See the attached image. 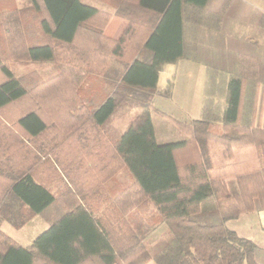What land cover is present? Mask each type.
<instances>
[{
	"label": "trees",
	"instance_id": "trees-1",
	"mask_svg": "<svg viewBox=\"0 0 264 264\" xmlns=\"http://www.w3.org/2000/svg\"><path fill=\"white\" fill-rule=\"evenodd\" d=\"M31 1L41 13L46 42L28 44L20 18L0 15V218L20 228L56 202L66 210L27 247L0 228V264H260L255 242L226 224L264 210V51L257 40L235 62L227 53L203 56L210 46L203 35L191 51L190 28L212 0H119L116 14L128 25L118 39L104 33L111 15L81 0ZM102 15L103 23L95 24ZM210 31L202 33L208 38ZM191 57L207 66V94L209 84L225 88V105L207 96L199 118L174 119L188 139L159 143L152 96L160 73L166 64ZM17 58L56 61L62 71L28 88L10 66ZM89 75L114 87L97 106L84 101L80 90ZM125 99L140 111L111 137L106 124ZM13 107L17 115L9 113ZM216 121L221 132L211 128ZM42 137L51 145H39ZM65 143L74 144V153H60ZM211 143L234 160L240 149L256 151L257 166L237 169L235 194L225 178L211 173ZM74 161L79 171L70 166ZM122 166L133 183L112 197L105 182ZM75 169L78 181L70 175ZM40 170L66 173L70 186L58 195L38 178ZM211 198L215 208L204 210ZM149 205L167 229L152 245L126 218L134 209L148 215Z\"/></svg>",
	"mask_w": 264,
	"mask_h": 264
},
{
	"label": "rangeland",
	"instance_id": "rangeland-1",
	"mask_svg": "<svg viewBox=\"0 0 264 264\" xmlns=\"http://www.w3.org/2000/svg\"><path fill=\"white\" fill-rule=\"evenodd\" d=\"M95 1L99 5H102V8H106L107 10L114 8L115 12L119 2V0ZM104 13L112 15V13L109 12ZM202 13L204 18L198 17V22L192 20L193 25L190 28L191 32L188 39L190 40L188 48H191V51L196 49L199 37L202 38V35V40H204L205 43L208 40L207 42L210 43V46L204 47L205 51L203 56L205 57L207 54L211 55L213 58H218L219 56L224 57V54L227 53L230 55L228 57H233L231 62H235V57H237L238 53L250 52L255 49V45L252 44L253 41L256 40V42L261 45L262 51H264V26L261 27V21L264 19V0H212L209 7L205 9V11H202ZM1 14H13V16L20 18L28 44L47 41V38L39 29L41 13H37L34 10L30 0H0V15ZM105 18L106 16H100L95 24H102ZM209 29L211 30V35L207 38L206 35L202 33V30H205L206 34ZM244 33L248 38L247 36L244 38ZM3 34V30L0 29V39L3 38ZM232 38H234V40H231ZM228 39H230L231 42ZM1 44L2 46L4 45L3 42H1L0 45ZM197 57L200 56L198 55ZM181 60L184 61L180 65L181 70L179 69L178 75L176 74L179 62L175 63V65H166L167 70L160 76V86H158L156 92L152 96L154 108L152 110V117L156 129L157 141L159 143L177 141L185 138L186 134L177 126L174 119L190 122L194 118H199L207 96H210L220 107H223L226 102L224 87L220 88L219 86V88H214V84H209L211 90L208 92L211 93L207 94L208 72L207 66L203 64V61L196 60L192 57ZM191 65L193 66L192 70L188 71ZM10 66L28 88L36 85L38 81L51 79L62 71L59 63L56 61H31L29 59L17 58L10 61ZM219 67L222 66L219 65ZM233 68L235 69V67ZM216 70V73H223L224 71L223 68ZM175 84H177L178 91L174 90ZM80 90L84 97V101L93 106H97L108 94L113 92L114 87L108 84L100 75H89L81 85ZM182 95L185 100L188 98L190 102V104H188L190 106H188V104L183 106V101H181ZM139 111L140 108L135 106L130 100H119L115 112L106 124L108 135L111 137L119 136L127 129L134 115ZM9 113L11 115H17L18 108L13 107L9 109ZM260 114L261 120L263 121L264 104L263 111ZM1 118L4 126H11L5 121L3 116ZM221 127V124L217 121L211 124V128L214 131L221 132ZM50 143L51 140L47 137H42L41 140L38 141L39 145L44 144L45 146H50ZM213 144L214 143L210 144L213 165H226L227 161L223 159L222 153L219 152L218 154L216 151H214V153L212 152L211 145ZM214 145L218 146L217 144ZM72 148H76L73 143H65L62 145V152L60 151V153L72 154V152L74 153ZM36 151L38 152V149H36ZM17 158L19 157L17 156ZM53 162L54 166H58L55 160H53ZM70 166H76V169L79 171L76 161L71 162ZM67 169L71 170L72 168L67 166ZM76 169L75 174L71 173L70 175L73 179L78 181L79 175H77ZM40 172L42 171L40 170L39 173ZM38 178L46 181L58 195L63 188L70 186L69 183L71 181L66 173H61L60 175L57 172L51 171L40 173ZM229 182V189L233 194L234 190L237 189L236 181L234 178L232 179L230 177ZM132 183L133 177L130 171L127 167L122 166L113 177L105 182V187L109 194L114 197L119 195L123 189L127 188ZM65 199H67V197H65ZM61 201H63V198ZM63 204L64 202H56L44 213L33 215L27 223L20 228H15L8 221L0 218V228L14 241L23 246H29L33 239L48 227L49 223L65 213L66 208L63 207ZM108 205L109 203L103 204L102 208ZM215 205V200L211 198L203 204V209L211 210ZM154 210L155 207L149 205L147 209L148 215H143L139 210L134 209L126 216L129 224L135 229L139 237L149 245L157 243L167 235L166 227L158 221V217L155 216ZM237 222L236 219H233L229 222V225L232 226ZM148 264L155 263L154 261H150Z\"/></svg>",
	"mask_w": 264,
	"mask_h": 264
},
{
	"label": "crops",
	"instance_id": "crops-1",
	"mask_svg": "<svg viewBox=\"0 0 264 264\" xmlns=\"http://www.w3.org/2000/svg\"><path fill=\"white\" fill-rule=\"evenodd\" d=\"M81 1L83 3L97 7L101 11L112 13L110 20L108 21L107 25L104 28V33L106 36H108L110 38H114V39H118L121 37L125 28L128 25V20L126 18H124L120 15H117L114 8L108 9V10L106 8H102L101 7L102 5H99L95 0H81ZM30 3L32 4L31 0H30ZM44 42H46V41H44ZM183 61L184 60L179 61L176 75L179 74L180 65L183 63ZM166 65L164 67V70L160 73V76L162 73H165V71L167 70ZM190 67L191 68L188 71L192 70L193 66L191 65ZM170 70H171V68H170ZM159 81H160V78H159ZM158 86H160L159 83H158ZM177 88H178L177 84H175L174 90L178 91ZM181 97H182L181 101H183V106L187 105L188 103L190 104V102L188 101V98H187V100H185L183 95ZM189 104H188V106H190ZM201 106H202V104H201ZM194 119H196V118H194ZM263 120H264V118H263ZM155 135H156V129H155ZM185 136H186L185 138L177 140V141H184V140L188 139V136L187 135H185ZM156 139H157V137H156ZM168 142H176V141H168ZM168 142H162V143H168ZM211 150L213 153H214V151L218 152V154H219V152L222 153L223 159H225L227 161V164L224 166L213 165V168L211 169V173L213 176H219V177L225 178L229 187H230V182H229L230 177L232 179L234 178V180L236 181L235 175H236L238 168L246 167V166H257L258 165V158H257L258 156L256 154V151L251 149V148L240 149L239 151H237L238 155H237V159H235V160L233 158H230L228 155L225 156L223 153V149L214 145V144L211 145ZM214 163H215V161H214ZM236 186H237V182H236ZM237 191H238V186H237V189L234 190L233 194H235ZM205 202H207V201H205ZM203 204H202V207H203ZM213 208H215V207H213ZM234 219H236L238 222L235 223L234 225L230 226L229 222L233 219H229L226 222L227 226L230 229L235 230L240 236L249 238L255 242V244L257 246V249H256L257 261L260 264H264V210L263 211H252V212L243 213L239 217L234 218ZM50 224L51 223H49V225L46 229L49 228ZM46 229H44L43 231H45ZM42 232H40L38 235H40ZM36 237L33 239V241L36 239ZM33 241H32V243H33ZM25 247H27V246H25Z\"/></svg>",
	"mask_w": 264,
	"mask_h": 264
}]
</instances>
